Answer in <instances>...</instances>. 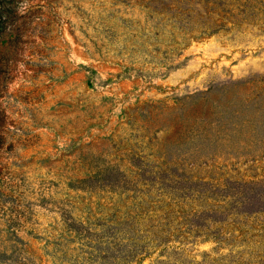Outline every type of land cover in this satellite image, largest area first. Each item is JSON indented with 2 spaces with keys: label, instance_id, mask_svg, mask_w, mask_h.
Instances as JSON below:
<instances>
[{
  "label": "rangeland",
  "instance_id": "374dc122",
  "mask_svg": "<svg viewBox=\"0 0 264 264\" xmlns=\"http://www.w3.org/2000/svg\"><path fill=\"white\" fill-rule=\"evenodd\" d=\"M0 8V264H264V0Z\"/></svg>",
  "mask_w": 264,
  "mask_h": 264
},
{
  "label": "trees",
  "instance_id": "16d2710c",
  "mask_svg": "<svg viewBox=\"0 0 264 264\" xmlns=\"http://www.w3.org/2000/svg\"><path fill=\"white\" fill-rule=\"evenodd\" d=\"M3 10L0 8V13L2 12ZM2 34V29H0V35ZM2 119V116H0V120ZM2 139H1V136H0V149L2 148Z\"/></svg>",
  "mask_w": 264,
  "mask_h": 264
}]
</instances>
